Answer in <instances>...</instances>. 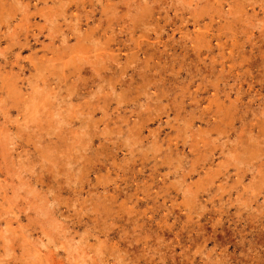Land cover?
Returning a JSON list of instances; mask_svg holds the SVG:
<instances>
[{"label":"rangeland","instance_id":"obj_1","mask_svg":"<svg viewBox=\"0 0 264 264\" xmlns=\"http://www.w3.org/2000/svg\"><path fill=\"white\" fill-rule=\"evenodd\" d=\"M0 264H264V0H0Z\"/></svg>","mask_w":264,"mask_h":264}]
</instances>
